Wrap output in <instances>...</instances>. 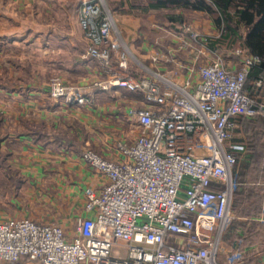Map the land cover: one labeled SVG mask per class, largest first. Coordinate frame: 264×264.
I'll list each match as a JSON object with an SVG mask.
<instances>
[{
	"label": "built area",
	"instance_id": "2783aa9c",
	"mask_svg": "<svg viewBox=\"0 0 264 264\" xmlns=\"http://www.w3.org/2000/svg\"><path fill=\"white\" fill-rule=\"evenodd\" d=\"M81 3L80 23L90 40L86 55L111 75L109 87L143 94L142 102L131 101L128 110L138 135L119 141L114 157L91 146L83 150L85 162L105 181L98 189H86L83 208L88 215L77 217L71 234L58 222L0 218V260L244 264L241 241L231 247L223 242V234L234 218L233 170L249 156L244 143L231 141L236 118L264 115V100L245 89L249 71L261 58L240 48L239 65L231 70L195 32L193 41H204L203 49L212 57L200 59L201 50H196L197 77L179 82L161 65L169 59L152 56L156 67H149L120 35L114 45L116 24L105 0ZM115 47H121L118 63L123 72L113 66ZM263 85L264 77L255 82L254 91ZM73 88L57 79L51 92L68 102L85 103L87 98Z\"/></svg>",
	"mask_w": 264,
	"mask_h": 264
},
{
	"label": "crops",
	"instance_id": "0c3cea01",
	"mask_svg": "<svg viewBox=\"0 0 264 264\" xmlns=\"http://www.w3.org/2000/svg\"><path fill=\"white\" fill-rule=\"evenodd\" d=\"M9 1L12 0H0V13L6 10L5 7L7 6L5 4L9 6ZM22 1L27 6L30 5V0ZM67 1L70 0H65L66 3ZM74 1L77 6L76 11L79 12L82 0ZM171 9L177 11L175 13L183 15L184 20H169L168 23H164L166 27L170 28V31L166 32L161 30L165 26L163 23H159V25L155 24L154 18L151 15H146L149 12L166 9L148 8L146 2H143L141 6H137L133 5L130 0H127V14H129L128 17L131 20L127 22V40H124L121 36L120 38L123 42H126L124 43L130 51L146 65L149 61L152 67H156L151 62L152 56L156 55L162 60H170L169 62H161V65L164 69L171 71L179 82H183L190 77L195 79L197 77L196 68H194L197 56L196 50H201L202 54H199L200 59L212 57V53L209 50L203 49L204 44L202 42L206 41L209 46L210 40L219 37L222 29L215 24L211 15L204 10L194 9L191 6H177ZM186 11L195 12L201 18H193L190 22H186ZM135 12L141 17L133 19L132 15ZM145 19L155 27L154 30L147 28ZM188 24L191 28L184 27V25ZM5 29V25H0V73L6 68L8 72L14 75V73L18 72L16 67L14 68L13 58L12 56L11 58H7L5 52L8 47H13L19 43V38L14 36V34H6ZM197 30L201 31L200 34L206 38L201 43L195 42L192 39L194 33L198 32ZM113 43L116 46V42ZM241 47L229 49L223 47L222 49L220 48V51L218 49L216 51L223 57L226 67L232 70L239 65L241 60V54L237 52ZM118 53V48H113V58L115 60H118ZM245 53H248V51L245 50ZM135 69L138 72L142 70L139 66H135ZM104 75L107 78H111L110 74L105 73ZM38 87L36 82H29L22 86L17 84L8 86L3 83V80H0V178L7 179L9 184L14 186L18 183L20 175L24 176L26 174L29 177L33 173L36 176L37 173L35 172L41 171L43 165L49 167V169H53L55 172L54 177L49 176L47 180L51 182L53 179L51 183L55 186L57 185L59 188L58 196L62 197V201L70 204L66 207L65 213L63 210L61 211V213L69 215L68 219L67 216L62 217L58 223L68 228V232L71 234L76 226V218L71 220V217L79 210L81 202H85L86 189L88 187L98 189L105 181L99 172L92 169L85 162L82 157L83 150L91 146L108 157L116 156L115 148L119 141L127 138L134 139L138 135V126L128 120V110L130 109L131 101L138 102L144 99V97L142 93L125 91L127 93H124L127 95V101L124 108H121V111H119L114 110L115 105L110 101V97L108 98L106 94L108 91L105 89H99L97 93V97L103 102L100 103L102 105L98 104L97 106V103L92 102V104L97 106L95 108L89 104L66 103L64 100H57L59 102H55L50 98L49 92H43L42 94ZM5 96L9 98V101L7 100L8 106L3 105ZM96 109H105V113ZM107 110L112 113L114 111L120 113H116L118 115L115 114V118L108 115L106 113ZM126 115L127 126L125 124ZM239 118H236V122ZM111 121H114L116 124L112 125ZM105 126L111 127L112 130L104 129ZM126 127L127 133L124 130ZM244 140V131L236 125L231 141L244 143ZM21 158L22 162L20 161ZM33 164L36 167L34 169L38 168L37 171H31ZM52 165L53 168H51ZM249 203H253V197ZM257 203L258 200L253 204L252 208L257 207ZM233 204L235 207L237 206L234 199ZM260 211V215L251 214V216H248L240 213L241 215L238 216L246 224L244 226L245 229L250 227L245 247V252L248 254L246 253L244 264L245 261L247 262L246 264H259V262L264 264V202L261 205ZM3 215L1 212V216ZM84 215L88 214L83 208L81 212L76 214V217ZM66 220H68V223ZM253 225L255 226V233L251 230ZM244 228L239 229L242 234L245 233ZM0 264L40 263L36 260L21 258L12 263L0 260Z\"/></svg>",
	"mask_w": 264,
	"mask_h": 264
},
{
	"label": "rangeland",
	"instance_id": "374dc122",
	"mask_svg": "<svg viewBox=\"0 0 264 264\" xmlns=\"http://www.w3.org/2000/svg\"><path fill=\"white\" fill-rule=\"evenodd\" d=\"M143 2L145 1L139 0L135 3L143 4ZM29 3L30 5L27 6L22 0L9 1V6L5 4L7 6L5 7L6 10L0 13V25H5L6 34H14L19 38V43L13 47H8L5 52L7 58L12 56L14 68L16 67L18 73L12 75L5 68L0 73V80H3V83L8 86L16 84L22 86L29 82H36L42 94L43 92H49L50 98L55 102H59L61 100L65 101L64 97L58 98L52 95L51 92L53 82L59 79L66 86L80 90L86 98L88 96L87 101L82 104H89L95 108L98 104L103 103L97 97L99 89H105L108 91L106 93L108 98L110 97V101L115 105L114 110L121 111L127 101V95L124 94L127 90L120 86L109 87L111 78L104 75L105 72L96 59L86 55L90 40L81 26L79 12L75 11L76 2L74 0L67 1V3L65 0H30ZM105 3L111 10L116 24V29L112 35L113 41L117 42L116 39L119 35L127 40V22L131 20L128 17L129 14H127V5H123L122 0H105ZM168 12L177 11L169 9L149 12L146 15H151L156 21L155 24L159 25V23L169 22L164 17V14ZM185 14L186 22H190L193 18H201L192 11H186ZM139 16L135 12L132 18ZM144 21H146L147 28L155 29L147 19ZM169 29L165 25L161 30L167 32ZM198 33L200 34L201 31H198ZM118 42L120 44L119 40ZM130 60L135 64L132 57ZM147 65L152 67L149 61ZM8 99L5 96L4 106H8ZM93 101L97 103V106L92 104ZM42 103L44 104V102ZM96 110L105 113V109ZM106 113L116 118V115H118L116 113L120 112L114 111L112 113L107 110ZM125 119L127 126V117ZM111 123L112 125L116 124L114 121H111ZM104 129L112 130L111 127L107 126ZM124 130L127 133V127ZM126 140L131 139L127 138ZM20 161L22 162V158ZM20 161L19 163H21ZM53 165L51 168H53ZM34 168L36 167L33 164L31 171H37L38 168ZM35 173H37L36 176L31 173L29 177L26 174L24 176L20 175L18 183L14 186L10 185L7 179L0 178V218L25 216L39 221L56 223L60 222L62 217L67 216L68 219L69 215L64 213L67 210L66 207L70 204L62 201V197L58 196L59 188L51 183L53 179L51 182L47 180L49 176L54 175L53 169L43 165L41 171ZM81 203V207L74 213L75 215L71 217V220L73 218L77 219L76 214L82 211L84 202ZM62 210L64 213H61ZM1 212L4 214L3 216H1ZM66 222L68 223V220Z\"/></svg>",
	"mask_w": 264,
	"mask_h": 264
},
{
	"label": "trees",
	"instance_id": "16d2710c",
	"mask_svg": "<svg viewBox=\"0 0 264 264\" xmlns=\"http://www.w3.org/2000/svg\"><path fill=\"white\" fill-rule=\"evenodd\" d=\"M133 5L139 0H130ZM151 9H166L173 7H188L200 9L207 12L213 18L215 24L222 29L220 36L211 39L209 47L212 49L234 48L242 46L249 54L261 58V63L255 65L249 71L245 89L258 100H264V85L257 92L254 91V83L264 77V0H143ZM127 5V0H122ZM77 6L75 5V11ZM167 20L183 21L184 17L175 12L164 14ZM120 50V48H118ZM113 66L122 71L118 60L113 58ZM127 90V89H126ZM132 93H135L131 91ZM238 125L245 133L244 144L247 146L248 158L239 160L234 167L235 188L233 193L234 218L224 231L223 242L231 247L237 241H241L239 248L244 250L248 238V229L238 216L260 215L261 205L264 202V115L256 114L254 117H240ZM5 156V155H4ZM5 159V157H4ZM253 197V203L249 201ZM258 200L257 207L253 204ZM239 205V206H238ZM241 213V214H240ZM250 221V220H249ZM252 221V220H251ZM254 222V221H252ZM251 230L255 233V226ZM245 229L242 234L239 229ZM251 232V231H250ZM244 252V259L246 257ZM248 254V253H247ZM247 262L245 261V264Z\"/></svg>",
	"mask_w": 264,
	"mask_h": 264
}]
</instances>
